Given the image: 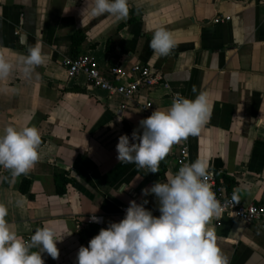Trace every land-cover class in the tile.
<instances>
[{
	"label": "crops",
	"instance_id": "obj_1",
	"mask_svg": "<svg viewBox=\"0 0 264 264\" xmlns=\"http://www.w3.org/2000/svg\"><path fill=\"white\" fill-rule=\"evenodd\" d=\"M84 6L85 0H0V56L18 65L37 42L46 56L31 78L17 68L0 81V134L8 125L34 126L42 138L40 161L27 175L12 181L8 171L0 172V204L13 231L27 241L47 225L63 240L59 259L45 253V264H76L79 248L109 222L121 221L130 201L146 199L145 207L160 215L155 196H143L142 189L177 172L184 144L189 162L205 161L240 201L264 198V0H129L124 20L82 15ZM226 16L231 19L215 22ZM158 28L176 41L167 56L149 47ZM78 31L84 39L77 55L93 56L102 70L122 59L127 69L141 62L163 74L167 87L138 97L151 100L150 109L123 108L122 96L91 85L85 75L68 77L62 61L75 55ZM200 92L209 100L208 121L198 136L173 145L158 173L118 162L121 135L131 137L142 119L167 110L177 94L194 99ZM57 174L70 179L64 194L57 193ZM93 213L100 223L87 222ZM209 227L229 264H264V230L257 224L223 212Z\"/></svg>",
	"mask_w": 264,
	"mask_h": 264
},
{
	"label": "clouds",
	"instance_id": "obj_2",
	"mask_svg": "<svg viewBox=\"0 0 264 264\" xmlns=\"http://www.w3.org/2000/svg\"><path fill=\"white\" fill-rule=\"evenodd\" d=\"M129 11V0H85L82 15L86 12L91 18L108 15L124 20ZM175 46L172 33L165 28L156 29L149 43L156 56L169 55ZM45 62L39 42L28 47L18 65L0 56V81L7 80L17 68L31 78ZM210 113L206 93L200 92L194 99L177 94L167 110L156 109L142 119L131 137L124 134L118 138L116 159L121 164H135L146 173H158L173 145L198 136ZM41 143V134L34 126H6L0 134V168L10 173L12 181L27 175L40 161ZM142 195L155 196L160 215L145 207L146 199L142 203L130 201L121 221L109 222L87 246L79 248L76 264H229L217 246L216 232L209 227L221 217L224 206L209 183L205 161L182 165L166 182L156 181L142 189ZM231 202L239 203L235 190ZM95 213L91 222L100 223L102 218ZM7 216L8 208L0 204V264H45V253L59 259L57 243L63 239L57 238L55 230L47 225L38 227L26 241L13 231Z\"/></svg>",
	"mask_w": 264,
	"mask_h": 264
},
{
	"label": "built area",
	"instance_id": "obj_3",
	"mask_svg": "<svg viewBox=\"0 0 264 264\" xmlns=\"http://www.w3.org/2000/svg\"><path fill=\"white\" fill-rule=\"evenodd\" d=\"M231 17H217L215 22L227 21ZM69 78H75L81 74L86 76L87 81L98 88L107 91L111 96L120 95L126 103L122 105L126 108L129 103H135L137 107L148 110L153 106L151 100L144 103L138 100L143 92H150L158 85L167 87L163 74L148 64L141 62L134 63L129 69L123 65L122 59L114 60L106 71L100 68L97 60L89 55L82 54L75 57H65L62 61ZM189 162V148L186 144L182 145L177 154V171ZM4 171L0 168V172ZM209 183L216 194L218 200L224 206L223 212L232 213L237 219L246 224H257L264 230V198L244 203H232L231 197L233 192H229L217 180V175L213 170H208ZM124 208V213L126 209ZM100 217V216H98ZM102 218V217H101ZM102 221V220H101ZM91 222V216L87 219Z\"/></svg>",
	"mask_w": 264,
	"mask_h": 264
},
{
	"label": "trees",
	"instance_id": "obj_4",
	"mask_svg": "<svg viewBox=\"0 0 264 264\" xmlns=\"http://www.w3.org/2000/svg\"><path fill=\"white\" fill-rule=\"evenodd\" d=\"M131 20H132V18H129V21H131ZM83 39H84V34L82 32L78 31L74 34L73 41L71 44L73 53H75V55L73 57L78 56L77 55L78 45L81 43V41ZM55 182H56V187H57V193L58 194H64L66 191V185L68 182H70V179L65 177L63 174H57L55 176ZM230 185H232V182H231V184H227L228 187H231ZM21 188L23 190H26L24 188V182H23Z\"/></svg>",
	"mask_w": 264,
	"mask_h": 264
}]
</instances>
